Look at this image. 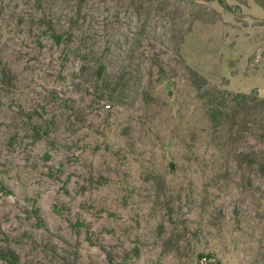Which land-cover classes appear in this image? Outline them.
I'll use <instances>...</instances> for the list:
<instances>
[{
	"label": "rangeland",
	"instance_id": "1",
	"mask_svg": "<svg viewBox=\"0 0 264 264\" xmlns=\"http://www.w3.org/2000/svg\"><path fill=\"white\" fill-rule=\"evenodd\" d=\"M0 0V264H264V0ZM247 119V120H246Z\"/></svg>",
	"mask_w": 264,
	"mask_h": 264
},
{
	"label": "trees",
	"instance_id": "2",
	"mask_svg": "<svg viewBox=\"0 0 264 264\" xmlns=\"http://www.w3.org/2000/svg\"><path fill=\"white\" fill-rule=\"evenodd\" d=\"M37 10L39 11V24L44 29V33L50 39H52L57 44L73 43L74 38V26H69L68 29H60L58 27L56 19L50 15V12L45 8L48 0H34ZM6 79V73L0 72V77ZM218 104L216 105L211 114L214 122L218 121L223 115H227L230 112L235 114L237 110H243L249 117H257L260 113L259 111H264V99H261L257 94H234L230 92H223L217 95ZM247 120V119H246ZM264 137V134H262Z\"/></svg>",
	"mask_w": 264,
	"mask_h": 264
}]
</instances>
